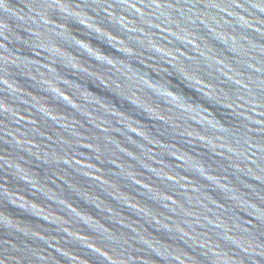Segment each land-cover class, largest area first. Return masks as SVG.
<instances>
[{"label": "water", "instance_id": "1", "mask_svg": "<svg viewBox=\"0 0 264 264\" xmlns=\"http://www.w3.org/2000/svg\"><path fill=\"white\" fill-rule=\"evenodd\" d=\"M0 128L161 264H264V0H0Z\"/></svg>", "mask_w": 264, "mask_h": 264}]
</instances>
